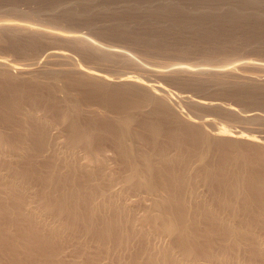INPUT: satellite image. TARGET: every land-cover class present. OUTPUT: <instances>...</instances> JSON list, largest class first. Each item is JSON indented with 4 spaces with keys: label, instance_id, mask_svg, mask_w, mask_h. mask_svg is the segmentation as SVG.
<instances>
[{
    "label": "bare ground",
    "instance_id": "1",
    "mask_svg": "<svg viewBox=\"0 0 264 264\" xmlns=\"http://www.w3.org/2000/svg\"><path fill=\"white\" fill-rule=\"evenodd\" d=\"M45 1L0 6V264H264V133L253 130L262 111L176 92L140 74L151 66L137 53L74 28L94 20L77 14L106 11L130 33L133 20L113 13L145 12L131 18L155 50L185 26L206 30L209 46L249 43L263 40L264 0ZM238 21L247 32H230ZM223 46L200 48L199 64L152 71L263 108L264 78L212 65L229 62ZM204 108L251 127L197 114Z\"/></svg>",
    "mask_w": 264,
    "mask_h": 264
},
{
    "label": "rangeland",
    "instance_id": "2",
    "mask_svg": "<svg viewBox=\"0 0 264 264\" xmlns=\"http://www.w3.org/2000/svg\"><path fill=\"white\" fill-rule=\"evenodd\" d=\"M5 1V2H4ZM15 1H17V0H15ZM24 1V2H23ZM36 1V3H37V5L38 4H46L47 5V3H46V1L45 0H42V2L39 0H35ZM49 2L50 1H54V0H48ZM47 1V2H48ZM56 1H58V0H56ZM8 2H13V0H0V3H2V4H0V6L3 8L4 6H6L7 7V5L6 4H11V3H8ZM18 2H19V4H17V5H19V7L20 8H22V9H27L28 10V8L30 9V8H33V7H36L37 5H36V3H34L33 2V0H32V2H31V0H27V1H25V0H18ZM17 2V3H18ZM26 2V3H25ZM39 2V3H38ZM4 3V4H3ZM23 3V4H22ZM35 5H34V4ZM183 3V2H182ZM186 3H188V2H184L183 4H186ZM190 6H192L191 4H189ZM188 4L187 5H185V6H189ZM30 6V7H29ZM32 6V7H31ZM190 6L188 7L189 9H190ZM46 7V6H45ZM44 7V8H45ZM43 8V6H42V9H44ZM47 10V8H45L42 12H40L41 13V15L43 14V17L46 15V11ZM46 11V12H45ZM124 11H122V12H120L119 13V11H118V13H116V12H111V13H113V14H117L119 17V20H121L122 18L121 17H124L126 20H128V21H125V20H123L122 19V21H124V22H126V23H128V22H130L131 20H133L132 22H130L131 24H130V26H131V29H129V31H133L134 30V33L132 32H130V33H128V31H126L125 32V34L124 33H120V32H117V30L116 29H113V27H114V23L113 22H116L117 20L115 19V21L112 19H110V17L112 16V14H110V13H108V12H106V11H102V12H96V11H91V12H82V13H80V14H77V15H79V16H81V17H89V16H91L92 18H91V21H92V19H94L95 21L97 20V24H96V22L93 20L92 21V24H91V26L90 25H88L87 26V24L85 23V22H82L83 23V25H84V23H85V25L83 26L82 24H80V23H77L78 25L80 24V26H78L77 24L75 25V29H77L78 31L80 30V32H84V33H86V34H88V35H90L92 38H94L96 41H99L101 44H104V45H110V46H115V47H118V48H122V49H124V50H130V51H132V52H134V53H137L138 55H140V57L142 58V60H145L150 66H151V68L150 69H140V71H139V73L140 74H142V75H144V76H148V77H150L151 79L153 78V79H157V80H159V81H161L162 83H164V84H166L167 86H169L171 89H173L174 91H176V92H179V93H187L188 92V94H191V95H193L194 97H199V95L200 96H202V97H209V98H214V100H217V101H223L225 104L226 103H231V104H233L234 106H236L238 109H240L241 107L245 110H243L242 108H241V110H243V113L245 112V113H247V114H256V112H260L261 113V111H262V113L264 114V107L262 108V107H260L259 105H257V104H252V105H245V104H241V103H239V102H237L235 99H233L231 96H228V95H225V94H221V95H219V92H218V90L217 89H215L216 88V86L214 85V83L212 82L211 84L209 83V85H208V87L206 88L207 90L209 89V91H211L210 93H208L207 91H196V89H194L193 87L191 88L190 86H185V87H182L181 85H179V84H176V83H171L170 81H168L163 75H160V73L158 74H156V71L155 70H153L152 71V68L154 67V68H159V69H166V67L167 68H169V67H172V66H178V65H189V64H199V63H201V58L203 57V53H202V51L204 50L205 52H207V51H209V53L211 54H213L214 52H215V54H216V51H213V50H220V48H221V46L222 45H224L223 46V50L225 49H227V51H229L230 52V54H232V55H230L229 54V52L227 53L226 51H224V53L226 54L225 56H228L229 55V60L228 59H225V60H228L229 62L227 63V62H218L219 60L221 61V59H218L217 58V62H213L212 63V65L213 64H215V65H224L225 63L226 64H231V65H229L230 67H232L233 66V68H235L239 73H241V74H243V75H247V76H252V77H255V78H264V35H263V37H262V39L263 40H261V37H260V39H256V40H258L257 42H254V38L252 37V41L250 42L249 41V43H246V41L245 42H243L244 40H245V38H241V36H240V39H241V41L243 42V44H241V41L238 39L236 42H232V43H226L227 45H225V43H222V42H218L217 41V39H216V41H217V43L219 44V47H215V46H218L217 45V43H216V45L215 44H210V46H209V44H207V43H212V41L214 42V40H213V38H212V41H211V37L209 38V36H207L206 34H205V32H206V30H204V29H202V34L200 33L201 32V26H199L200 27V31H199V29L197 30V29H195V28H193V26H190V27H187V26H185V27H183L182 29H180V31H181V33H184V29L185 28H187V31H190L191 30V32H188L189 34H187L186 35V32L187 31H185V35L184 34H181L180 32H179V34H178V31L176 30V32H174V30H172L171 31V29H164L162 32H165V34L167 35L166 37H168L169 35H171V34H173V32H174V34L173 35H177V36H179L180 38H181V41L179 40L178 41V39H179V37H177L176 36V38L174 37V36H172V37H174L175 38V40L177 41V44L180 42L181 44H186V45H181L180 43V45L178 44H176V42H175V40H174V38L172 39V38H166V43L168 42L169 43V41H171V39H172V41L174 42H170L169 44L167 43V45H165L166 43L164 42V45L162 46V44L160 45V46H162V48L165 46L166 47V49L167 48H170V50L171 49H173V47L175 46L176 48L178 47V49H176L175 47V49L173 50V51H175L174 53H171V52H168V54L166 53L167 51H170V50H166V49H164V51H166L165 53L163 52V49L161 50L160 48L159 49H157L156 48V50H155V47L154 46H152L153 45V41H151V40H149L150 38V36H149V34L147 33V36L145 35L146 34V30H149V28L147 29V27H146V30H144L145 29V26L143 25V24H141L142 25V27H141V30H140V24L138 23V22H136V24H135V26H137L138 27V29L136 30V27L134 26V23L133 22H135L137 19L135 18L137 15H139L141 12H138V13H136V15H135V12H134V14H132L133 12H124ZM130 14V16H129V14ZM146 14H148V13H146ZM145 14V12H143V14H141V15H139V16H142V15H146ZM93 15H95V16H93ZM117 15H116V17H117ZM128 15V16H127ZM131 15H135L134 17L133 16H131ZM94 17V18H93ZM131 17H133L134 19H136V20H134L133 18H131ZM138 17V16H137ZM121 18V19H120ZM131 20H130V19ZM209 20H211V19H209ZM208 22V19H206V20H203L202 22ZM190 22H192V21H190ZM202 22H201V25H202V27L204 28L205 27V29L208 27L206 24H204L205 26H203V24H202ZM210 22V21H209ZM208 22V23H209ZM211 23V22H210ZM239 21L238 22H235L234 23V25L236 26V28H235V26H227L229 29H230V32L232 31V32H235L236 33V31H237V34H238V32H239V34L241 33V34H243V33H245V32H247L246 31V29H244L245 27H243V26H240L239 28H238V26H239ZM129 24V23H128ZM138 24V25H137ZM212 24H214V23H211L210 25V27L211 28H213V30L210 28V27H208L207 29V33H209V28H210V33H214L215 32V30H214V28L216 27V25L214 24V27H213V25ZM209 25V24H208ZM238 25V26H237ZM90 26V27H89ZM132 26L135 28V29H133L132 28ZM144 26V27H143ZM156 26V25H155ZM155 26H153V29H155V31L157 32V31H159L160 29V27L158 28L157 26V28L159 29H157ZM196 26V25H195ZM194 26V27H195ZM197 26V27H198ZM196 27V28H197ZM198 27V28H199ZM227 27H225V28H223L224 30L227 28ZM115 28V27H114ZM144 28V29H143ZM193 28V29H192ZM233 28V29H232ZM142 29L144 30V31H142ZM152 29V28H151ZM152 29V30H153ZM189 29V30H188ZM195 29V30H194ZM217 29H221L223 32H224V30L222 29V28H218L217 27ZM216 29V31L218 32L219 30H217ZM229 29L227 30H225V32L226 31H229ZM238 29H240V31L238 30ZM193 30H194V32H193ZM204 30V31H203ZM220 30V31H221ZM96 33H95V32ZM116 31V32H115ZM138 31V32H137ZM141 31V32H140ZM151 31V30H150ZM196 31H199V32H196ZM116 33V35L118 36H116L115 35V33ZM140 32V33H139ZM142 32H144L143 34H142ZM193 32V33H192ZM197 34H196V33ZM118 33V34H117ZM127 33V34H126ZM168 33H169V35H168ZM190 33H192V34H190ZM196 34V35H193V34ZM120 34V35H119ZM132 34V35H131ZM142 34V36H138V35H141ZM155 35L156 33L154 32V30L152 31V35ZM126 35V36H125ZM181 35H184V38H185V41H187V42H185L184 41V39H182V36ZM189 35H193V40L191 39L192 38V36L191 37H188ZM199 35V36H198ZM202 35H206L205 36V38H204V36L202 37ZM133 36V37H132ZM147 38H146V37ZM149 36V37H148ZM196 36V37H195ZM201 36V37H200ZM120 37V38H119ZM135 37V38H134ZM144 37V38H143ZM152 37V36H151ZM186 37H187V39H186ZM198 37H200V39H202V40H200ZM196 38V39H195ZM130 39V40H129ZM142 39V40H141ZM170 39V40H169ZM192 41H191V40ZM198 39L200 40V42L198 41ZM205 39V40H204ZM208 39V40H207ZM244 39V40H243ZM251 39V38H250ZM254 39V40H253ZM136 40V41H135ZM138 40H140V41H142V42H140V43H137V42H139ZM144 40H145V42H144ZM167 40H169V41H167ZM197 40V42L199 43V44H197V42H195ZM261 40V41H260ZM209 41V42H208ZM185 42V43H184ZM189 42H192V43H194L195 44V46L193 45V44H191V43H189ZM240 42V43H239ZM254 42V43H253ZM58 43H60V44H58ZM56 45L58 46H63L62 45V43L61 42H58ZM134 43V44H133ZM139 44V45H137V44ZM172 43L173 44H176V45H172ZM201 43V44H200ZM222 43V44H221ZM237 43H239V44H237ZM246 43V44H245ZM190 44V45H189ZM221 44V45H220ZM241 44V45H240ZM142 45V46H141ZM152 47H151V46ZM170 45V47H167V46H169ZM189 45V46H188ZM192 45L195 47V48H193L192 47ZM197 45V46H196ZM201 45V47H199V46ZM207 45V46H206ZM212 45H215L214 47L212 46ZM146 46V47H145ZM179 46H182L183 48L185 47V49L183 50V48L181 47V49L179 48ZM192 48H191V47ZM205 46V47H204ZM65 47H67V46H65ZM127 48V49H125V48ZM164 47V48H165ZM202 47H204V49L202 48ZM208 48V50H206L207 48ZM3 48V47H2ZM120 48V49H121ZM142 48V49H141ZM150 48V49H149ZM187 48H190V49H187ZM200 48H202L203 50H201ZM231 48H233V49H231ZM137 49V50H136ZM145 51H144V50ZM180 49V51H178ZM221 49V50H222ZM245 49V50H244ZM247 49V50H246ZM255 49V50H254ZM147 50H149V51H147ZM155 50V51H154ZM161 50V51H160ZM195 50V51H194ZM1 51H3V50H1ZM0 51V52H1ZM136 51V52H135ZM153 51V52H152ZM172 51V50H171ZM172 51V52H173ZM141 52V53H140ZM185 52H186V55H185ZM235 52V55L233 54ZM258 52H260V53H258ZM2 53H4V52H2ZM145 55H144V54ZM147 53V54H146ZM150 53V54H149ZM162 53V54H161ZM170 53V54H169ZM179 54V55H178ZM217 54H220V52H217ZM222 54H223V52H222ZM237 54V55H236ZM159 55V56H158ZM163 55V56H162ZM166 55V56H165ZM177 55V56H176ZM189 55V56H188ZM193 55V56H192ZM201 55H202V57H201ZM12 57H16L15 55H11ZM10 56V57H11ZM77 56V58L81 61V62H84V60L82 59V58H80V55H76ZM168 56V57H167ZM186 56V57H185ZM192 56V57H191ZM220 56V55H219ZM222 56V55H221ZM231 56V57H230ZM170 57H172L171 59H170ZM201 57V58H200ZM235 57V58H234ZM241 57H242V59H241ZM244 57V58H243ZM90 58V57H89ZM140 58V59H141ZM196 58V59H195ZM200 58V59H199ZM220 58V57H219ZM227 58V57H226ZM90 59H93L94 61L96 60V58L94 59V57L92 58H90ZM152 59V60H151ZM238 59H240L241 61L243 60V61H248L249 60V63H253L252 65H249V66H244L242 63H241V61L240 60H238ZM98 60V59H97ZM200 60V61H199ZM252 60V61H251ZM151 61V62H150ZM199 61V62H198ZM231 61V62H230ZM96 62V61H95ZM95 62H90V64H92V65H94V66H96V65H98L97 67H104V64H102L101 62V65L100 64H98L99 63V60H98V63L96 64ZM220 63V64H219ZM243 65H241V64ZM238 64V65H237ZM113 65V64H112ZM112 65L111 66H109L110 68H108L107 67V69H109V71L110 72H115V73H117V72H120V70H122L123 68L121 67H116L115 65H113L114 66V68H112ZM234 65H235V67H234ZM116 67V68H115ZM238 67V68H237ZM120 69V70H119ZM124 70V69H123ZM142 70V71H141ZM151 71V72H150ZM138 72V71H137ZM250 76V77H251ZM187 87V88H186ZM212 90H215V92L213 93L212 92ZM218 92V93H217ZM205 95V96H204ZM235 100V101H234ZM237 102V103H236ZM236 103V104H235ZM184 109H185V111L186 112H191V110H190V108H188L187 106H184L183 107ZM261 108V109H260ZM249 109H251V110H249ZM240 110V111H241ZM247 111V112H246ZM254 111H256V112H254ZM242 112V111H241ZM252 112H254V113H252ZM185 113V112H184ZM191 113H193V112H191ZM197 114H200V115H207V116H212V117H216L217 118V120L219 121V120H221L222 122H224V123H226V124H228V125H231L233 128L235 127V128H238V129H245V128H247V126L248 125H245V123H244V125H245V128H243L244 126H242L243 125V123H242V125H241V122H234V121H231V120H227V119H225V118H223V117H219V115H217V114H215V113H213V111H211V110H209V109H203L201 112H197ZM227 120V121H226ZM231 127V128H232ZM250 127L251 126H249V128H247L246 130H249L250 129ZM234 128V129H235ZM253 128V127H252ZM255 129H253V130H255L254 132L255 133H257V134H261V133H264V126L263 127H258V128H256V127H254ZM253 130H252V132H253Z\"/></svg>",
    "mask_w": 264,
    "mask_h": 264
}]
</instances>
